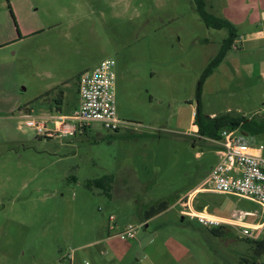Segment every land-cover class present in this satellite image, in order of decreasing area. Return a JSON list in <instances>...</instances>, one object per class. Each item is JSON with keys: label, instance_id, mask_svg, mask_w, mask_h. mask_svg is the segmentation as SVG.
Wrapping results in <instances>:
<instances>
[{"label": "rangeland", "instance_id": "374dc122", "mask_svg": "<svg viewBox=\"0 0 264 264\" xmlns=\"http://www.w3.org/2000/svg\"><path fill=\"white\" fill-rule=\"evenodd\" d=\"M204 1L237 33L238 50L215 68L227 32L206 27L192 0H0V264H128L96 242L110 217L137 227L127 240L136 249H158L154 264H264L250 243L264 236L259 204L190 192L217 162L214 144L191 128L198 101L205 116L264 120V38L245 42L264 36V0ZM104 59L114 61L115 111L127 128L90 123L47 137L25 125L26 108L32 119L56 116L61 101L71 115L78 75ZM246 139L264 149V134ZM103 179L110 194L88 188ZM185 196L193 211L240 225L212 236L182 215ZM163 199L168 209L144 227L142 208ZM246 225L256 239L241 235Z\"/></svg>", "mask_w": 264, "mask_h": 264}, {"label": "built area", "instance_id": "2783aa9c", "mask_svg": "<svg viewBox=\"0 0 264 264\" xmlns=\"http://www.w3.org/2000/svg\"><path fill=\"white\" fill-rule=\"evenodd\" d=\"M114 61L104 59L93 69L81 72L77 77V93L79 105L69 117H59L55 120L32 119L27 117L25 125L34 128L37 133H45L47 137L71 136L77 130L87 127L90 123H98L102 129L119 132L130 123L120 120L114 104ZM47 123H52L48 128ZM219 139L210 140L216 147L218 157L205 180L200 184V192L209 191L222 195H231L247 199L259 204L264 214V157L260 153L263 146L254 147L248 143L246 136L238 129L222 130ZM205 188V189H204ZM190 196V195H189ZM181 211L184 217L196 220L198 225L206 230L218 227H235L239 221L224 219L207 211H193L189 206ZM114 218H109V230H113ZM137 227L130 225L116 234L121 240H134ZM258 228L244 226L241 235L256 239Z\"/></svg>", "mask_w": 264, "mask_h": 264}, {"label": "trees", "instance_id": "16d2710c", "mask_svg": "<svg viewBox=\"0 0 264 264\" xmlns=\"http://www.w3.org/2000/svg\"><path fill=\"white\" fill-rule=\"evenodd\" d=\"M192 1L195 6V11L206 27L214 30L224 29L227 32V36L222 41V45L218 54L211 62L210 67L215 68L220 64L224 54L231 49L234 41L236 40V29L228 21L208 13L205 8L204 0ZM211 72V69L206 70L203 77L211 74ZM199 96L200 88L196 91V98L198 99ZM193 125L197 128L196 134L198 138L204 141L219 139V135L222 130L238 129L240 133L248 137H256L258 135L264 134V120L260 123H257L253 120H246L245 118L231 117L228 114L214 115L213 117L205 116L201 111L199 101L194 112ZM184 140H187V138L184 137ZM111 186V179H103L97 183L88 184V188L101 189L102 193L104 194H110ZM168 207L169 201L166 199L160 200L154 204H148L144 206L142 208V213L140 216L141 223H144L149 219L161 214L162 212L166 211ZM228 229L229 227L223 226L209 229L208 232L214 237L224 238L228 233ZM250 243L251 253L254 258H259L264 254V236H262L258 240H252ZM243 262L244 264H251V262L246 259L243 260Z\"/></svg>", "mask_w": 264, "mask_h": 264}, {"label": "crops", "instance_id": "0c3cea01", "mask_svg": "<svg viewBox=\"0 0 264 264\" xmlns=\"http://www.w3.org/2000/svg\"><path fill=\"white\" fill-rule=\"evenodd\" d=\"M235 25V24H234ZM264 38L263 35H259V36H253V37H250L248 40H245V42H253V41H257V40H262ZM244 42V43H245ZM241 44L243 42H240ZM232 50H238V47H237V41H234L232 47H231ZM230 49V50H231ZM63 93V92H62ZM76 93H77V89H76ZM61 97L63 94H61ZM78 95V93H77ZM64 96V95H63ZM61 103V101H60ZM58 104L56 107H55V110L59 112L58 115L56 116H51V115H44V116H40L41 118L39 119H43V120H46V121H53L59 117H69L72 115V113L74 112V110L78 107L79 105V97H78V102L76 105H74L73 109H72V113L71 115L69 114H66V113H62V107L60 106L61 104ZM26 111L28 112L27 113V117L30 116V114L32 113V110L31 109H27L26 108ZM211 117H213L214 115L211 114L210 115ZM193 121V120H192ZM49 124H52V123H49ZM192 127L196 128V126H194L193 124L191 125ZM191 127V128H192ZM254 147H259V146H262V145H255L254 143H251ZM264 150V149H263ZM263 150H261L260 152L256 151V153H260V154H263ZM217 160H218V157H217ZM207 177V176H206ZM205 177V178H206ZM205 178H203V180L201 181L200 184H202V182L205 180ZM199 185H197L194 189H192V195L195 196V194H198L200 193V189H199ZM186 195V194H185ZM184 197V196H182ZM191 197V196H190ZM181 199V198H180ZM203 211H207V208H204ZM165 212V211H164ZM163 213V212H162ZM161 213V214H162ZM160 215V214H159ZM157 215V216H159ZM155 216V217H157ZM153 217V218H155ZM151 218V219H153ZM149 219V220H151ZM148 220V221H149ZM109 222V221H108ZM147 222V221H146ZM144 222V223H146ZM144 223H141V224H144ZM241 223V222H240ZM110 222L106 224V227H105V235L100 237L96 242L98 244H101V245H105L107 244L108 247L110 248L111 250V253L112 255H114L117 260L119 262H122L123 260H127L128 264H132L133 262H135L136 264H140L142 261H147L149 264H154L152 262V257L154 255H159V251L158 249H156V247H153V248H148V249H136L134 247V243H137L138 246H140V244L138 243V241L136 240L134 243L132 242H128V241H125V240H121L119 239L118 237H116V234L121 232L124 228H126L127 226H130L131 224H127V223H120L119 220L117 218L114 217V221H113V230H109L108 229V226H109ZM144 227H147V224H144ZM135 240V239H134ZM150 243V241H148ZM165 244V243H164ZM163 244V245H164ZM167 249V248H166ZM146 250V251H145ZM163 255V254H162ZM160 256V255H159ZM158 256V257H159Z\"/></svg>", "mask_w": 264, "mask_h": 264}, {"label": "bare ground", "instance_id": "6f19581e", "mask_svg": "<svg viewBox=\"0 0 264 264\" xmlns=\"http://www.w3.org/2000/svg\"><path fill=\"white\" fill-rule=\"evenodd\" d=\"M194 127H192V129H193ZM195 129V128H194Z\"/></svg>", "mask_w": 264, "mask_h": 264}]
</instances>
